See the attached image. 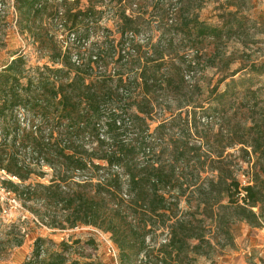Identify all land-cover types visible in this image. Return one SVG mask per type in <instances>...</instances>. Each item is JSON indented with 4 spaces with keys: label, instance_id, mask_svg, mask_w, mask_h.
<instances>
[{
    "label": "trees",
    "instance_id": "trees-1",
    "mask_svg": "<svg viewBox=\"0 0 264 264\" xmlns=\"http://www.w3.org/2000/svg\"><path fill=\"white\" fill-rule=\"evenodd\" d=\"M14 6L21 30L47 60L32 65L18 55L0 70V168L21 180L6 183L32 203L27 207L41 225L110 234L118 264H197L215 244L233 241L234 224L264 228V62L245 58L230 72L221 49L226 38L246 31L238 0L221 2V24L188 16L169 33L182 34L195 55L200 42L214 43L205 66L222 74L200 100L201 88L190 75L199 58L184 53L167 79L150 73L151 66L163 65L164 50L180 57L174 39L129 61L138 62L136 74L96 77L90 67L71 62L54 33L62 7L71 27L83 25L88 36L103 14L94 3L82 8L80 0H14ZM118 16L122 34L132 31V18ZM105 43L103 58L112 59L118 48ZM140 84L146 93L141 99ZM120 88L132 92L129 99ZM167 98L172 103L165 106ZM19 108L33 121L30 127L22 126ZM35 159L52 171L49 183L26 182L43 169ZM241 162L247 164L244 181ZM79 242L38 237L21 264H101L75 257Z\"/></svg>",
    "mask_w": 264,
    "mask_h": 264
},
{
    "label": "rangeland",
    "instance_id": "rangeland-1",
    "mask_svg": "<svg viewBox=\"0 0 264 264\" xmlns=\"http://www.w3.org/2000/svg\"><path fill=\"white\" fill-rule=\"evenodd\" d=\"M224 1L80 0V6L85 8L89 3H94L97 10L103 11L100 25L92 28L95 34L100 33L104 29L109 36L108 38L120 43L124 34H122L123 30L121 29L119 13H125L132 18L133 25L131 27L135 32L148 33L149 41L145 44L135 45L137 57L133 59H142L141 57L145 52L151 53L152 46L158 41L166 44L168 39H174L180 57L174 58L168 50H164L167 58L163 61V65L150 67V73L157 74V77L164 78L166 76L167 79L168 76H171L175 65L183 64L184 53H188L195 59L199 58L201 60L200 67L190 74L192 78L188 74L187 79L191 78L192 84H197L201 88L203 96L198 93L200 96H195L196 100H200L205 98L209 86L214 85L222 74L216 68L210 67V65L208 67L205 66L206 58L204 54L209 52L208 50H213L214 43H209L207 40L200 42V51L195 55L194 48L192 49L191 46H188V40L182 34L171 36L169 33H171L173 26L181 24V21L188 16L196 15L200 21H206L213 25L221 24L219 6ZM238 1L241 4L238 16L245 17L246 31L240 35L229 36L221 45V49L230 58V72L237 68L245 58L264 62V0ZM48 18L46 20L47 23L49 22ZM67 20V26L71 27V22L69 19ZM76 28L83 35H87V28L83 25H77ZM95 43L99 44L98 42ZM90 50L92 49L90 48L84 52L88 54V57L92 53ZM18 55L25 56L29 64L32 65L42 64L47 60V56L37 48L29 33L21 30L14 0H0V70L4 64ZM118 57L116 53L112 59L105 58L108 70L115 68L117 72L124 73V77L131 72L138 73L133 68V66H137L138 62L129 63L133 59L119 62L116 60ZM171 58L175 59L172 64ZM260 78V81L264 83V74ZM257 84L259 85L260 83L257 82ZM224 87L225 84L223 83L221 90ZM140 88L139 99L146 94L141 84ZM170 103L172 101L169 98L165 99L164 105H169ZM133 104L131 105V110L135 111L136 108ZM157 109H159V106H157ZM21 110L22 108H19L18 114ZM25 117L26 121L21 120V123L23 127L28 128L33 121L28 118L26 113ZM150 121L152 128L158 123L157 119ZM35 124L38 125L40 122L37 121ZM241 166L239 177L244 181L246 177L243 175V167L246 168L247 164L241 162ZM51 172L50 168H43L33 173L26 182L49 183ZM9 180L4 181V186L11 193L0 194V264H21L26 258L31 256L34 242L38 237L48 238L55 242H60L64 239L70 242L80 240L72 251L75 257L81 258L84 255H88L101 264H118V251L110 238V234L90 226L59 230L41 225L37 216L31 213L27 207L32 203L24 202L7 185L6 181ZM13 182L22 183L18 177ZM232 237L233 241L225 246H222V243L215 244V251L209 257L199 256L197 264H264V228H251L245 223H236L232 227Z\"/></svg>",
    "mask_w": 264,
    "mask_h": 264
},
{
    "label": "built area",
    "instance_id": "built-area-1",
    "mask_svg": "<svg viewBox=\"0 0 264 264\" xmlns=\"http://www.w3.org/2000/svg\"><path fill=\"white\" fill-rule=\"evenodd\" d=\"M52 1V0H49ZM56 2H62L63 0H54ZM71 1V0H70ZM68 20L65 15V9L60 7L57 10V14L54 20V33L57 40L62 46L63 50L69 51L71 54V62L80 68L90 67L89 72L96 77H103L108 74L114 75L115 68L107 69L105 59L103 58L104 47H106V41L112 40V42L118 48V55L121 54L124 60H130L137 57V52L135 45L136 44H145L149 41L148 33H137L135 31H127L121 38L120 43L114 41L112 38H108V34L104 29L95 34L93 30L89 31V35H83L80 30L77 28L68 27ZM98 42L99 44L95 43ZM94 46V47H93ZM92 49V53L88 57V54L84 53L85 51ZM120 94L124 99H129L132 92L125 89H119ZM22 111V112H21ZM19 112L20 120L26 121L25 111L22 109ZM121 121L118 122L120 124ZM1 139V133H0ZM35 164L41 165L44 169L48 166L45 164L42 159H35L33 161ZM16 180L17 176L7 173L5 169H0V194L11 193L9 189L4 186L5 180ZM8 189V190H7Z\"/></svg>",
    "mask_w": 264,
    "mask_h": 264
}]
</instances>
